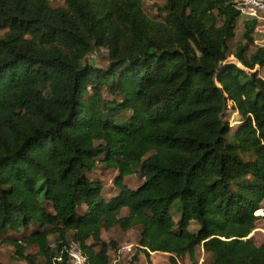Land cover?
<instances>
[{
	"label": "trees",
	"instance_id": "obj_1",
	"mask_svg": "<svg viewBox=\"0 0 264 264\" xmlns=\"http://www.w3.org/2000/svg\"><path fill=\"white\" fill-rule=\"evenodd\" d=\"M146 1L161 2L155 15ZM61 2L0 0V245L25 264H69L73 242L111 264L101 232L139 228L146 258L198 264L201 248L209 264H264L250 236L264 218L259 23L231 0ZM96 49L105 68L86 61ZM125 167L143 179L134 190ZM98 169L117 172L116 195L102 198Z\"/></svg>",
	"mask_w": 264,
	"mask_h": 264
},
{
	"label": "rangeland",
	"instance_id": "obj_2",
	"mask_svg": "<svg viewBox=\"0 0 264 264\" xmlns=\"http://www.w3.org/2000/svg\"><path fill=\"white\" fill-rule=\"evenodd\" d=\"M50 4L54 7H59L62 5L61 0H49ZM161 2H151L146 1L144 3V11L148 15H155L154 4L159 5ZM242 32L241 21L236 26L235 36L229 41V47L232 50L240 41V36ZM255 42L253 49L258 46H264V22L259 23L255 34ZM86 61L96 68H105L107 66V52L103 49L94 50L89 56H87ZM230 62H235L232 57L229 58ZM239 66V65H238ZM258 70V76L264 79V67L256 68ZM225 120L228 121L230 126L236 127L239 122V117L236 115L230 106L225 114ZM245 160L250 159L249 155L244 156ZM124 171V181L123 183L130 189H136L142 182L143 179L136 173H134L129 167H125ZM117 176L116 171L98 169L89 175L92 182H99L103 187L101 196L104 199H108L113 195H116L118 190L114 187L113 182ZM258 212V211H257ZM256 215L262 216L264 214V202L262 204V210ZM127 211L122 210L121 216H125ZM198 226L192 223L189 226V231H196ZM139 228H135L128 231H122L118 228L109 230L108 232L102 231L101 236L105 241H112L116 244V250H110L111 264H129L130 259L137 255L135 264H169V256L165 254L151 253L149 258H146L142 254L136 253L139 240ZM30 233V229L28 231ZM256 246H259L264 242V218L257 221L255 229L250 235ZM54 237L49 238V243L53 244ZM127 247L126 253L122 254L119 261L114 262L117 256V252L120 248ZM222 252H228L227 249H222ZM28 253H36L37 248L31 247L27 250ZM15 253L14 249L10 246L0 245V263L2 264H25L14 259ZM210 254L203 251L201 248H197L195 254V260L198 264H209ZM182 264H190L187 257L181 260Z\"/></svg>",
	"mask_w": 264,
	"mask_h": 264
},
{
	"label": "built area",
	"instance_id": "obj_3",
	"mask_svg": "<svg viewBox=\"0 0 264 264\" xmlns=\"http://www.w3.org/2000/svg\"><path fill=\"white\" fill-rule=\"evenodd\" d=\"M242 20H256L264 22V0H231ZM127 247L120 248L114 262L119 261ZM65 253L69 258V264H88L82 250L76 243H69L65 247Z\"/></svg>",
	"mask_w": 264,
	"mask_h": 264
}]
</instances>
